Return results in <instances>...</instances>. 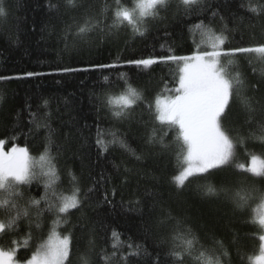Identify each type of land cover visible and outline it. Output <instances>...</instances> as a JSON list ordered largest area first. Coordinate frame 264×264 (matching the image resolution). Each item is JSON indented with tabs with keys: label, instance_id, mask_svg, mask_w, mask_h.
<instances>
[{
	"label": "trees",
	"instance_id": "obj_1",
	"mask_svg": "<svg viewBox=\"0 0 264 264\" xmlns=\"http://www.w3.org/2000/svg\"><path fill=\"white\" fill-rule=\"evenodd\" d=\"M121 2L132 7L135 0ZM251 2L264 6V0ZM206 3L218 11L217 17L207 11L185 15L172 0L151 21L144 37H133L129 29H122L111 36L93 31L86 40H80L75 36L76 26L86 16L99 17L103 24L111 23V10L107 19L100 14L106 4L114 5V0H78L80 7L73 11L65 8V0H3L7 15L0 18V77L9 79H0V139L8 140L6 149L12 145L26 147L38 159L48 130L36 129L30 123V110L40 122L49 113L46 122L52 129V156L59 174L57 192L71 194L69 170L79 178L82 193L94 188L81 208L72 210L67 222L56 228L61 235H72L70 264H82L80 257L84 253L91 264H106L101 253L111 256L114 251L116 255L107 264H123L120 256L129 251V244L141 246L139 257H129L133 264H155L157 257L165 264L170 259L168 236L175 221L159 227L157 221L163 212H170L192 228L198 240L196 250L215 249L218 255L226 250L228 255L220 257L222 264H250L249 257L258 254L261 230L252 222L258 199H251L237 210L223 196L204 197L200 185L211 182L216 187H233L243 183L264 191V179L240 174L235 168V163H247L249 153L264 156V144L249 135L258 134V125L264 121V63L254 54L221 58L233 74H240L244 93L252 98L257 109L252 122L245 123V111L234 102L224 120L233 136L239 131L247 137L246 146L237 148L232 166L192 180L179 190L172 182L179 171L175 134L169 132L165 137L167 149L146 142L154 126L148 104L162 92L165 82L172 86L175 65L154 64L143 69L125 63L148 56L190 55L201 39L193 25L203 20L219 32L220 16L228 27L226 49L264 43V14L256 16L248 12L249 0H206ZM229 59L234 63L228 65ZM108 64L120 66L97 67ZM125 81L143 91L144 100L130 118L117 120L102 101L108 93H119ZM45 100L47 108L43 107ZM98 129L105 135L110 129L118 130L142 158L137 161L115 148L100 152L96 144ZM21 190L24 194L18 201L21 209L29 199L44 195L40 179L30 186H21ZM137 200L139 204L135 203ZM41 206L44 207L43 202ZM29 213L28 217H21L15 230L0 236V248L13 247L14 240L21 242L16 254L21 262L47 239L56 218L53 213H45L37 227L36 209L29 208ZM2 218L4 214L0 211ZM114 230L117 238L112 237ZM26 238L28 243L24 246ZM217 241L222 243V249ZM113 243L117 245L115 249ZM186 264L197 262L186 258Z\"/></svg>",
	"mask_w": 264,
	"mask_h": 264
},
{
	"label": "snow or ice",
	"instance_id": "obj_2",
	"mask_svg": "<svg viewBox=\"0 0 264 264\" xmlns=\"http://www.w3.org/2000/svg\"><path fill=\"white\" fill-rule=\"evenodd\" d=\"M172 0H135L134 6L128 7L121 0H114V5H105L101 16L107 19V12L111 10V23L103 24L99 17L86 16L82 23L76 26L75 36L80 40H86L93 31H98L106 36L118 34L122 29H129L133 37H144L149 31V25L156 19L161 9H167ZM178 10L185 15L192 12H210L213 18L219 15L214 6H209L206 0H175ZM56 7V6H53ZM80 7L78 0H65V8L73 11ZM243 7V5H242ZM247 11L260 16L264 14V6L253 5L249 0ZM7 13L0 0V18L6 17ZM222 27L219 32L215 31L203 20L193 25L201 36L197 42V48L190 55H165L148 56L147 58L126 61V64L136 65L143 69H149L154 64H166L170 67L175 65V72L171 74V84L165 82L163 90L158 93L154 100L148 104L152 114L153 128L147 137V144L159 145L167 149L165 137L169 132L175 134V144L178 147L176 155L179 171L172 177L175 187L183 189L192 180L206 178L214 171L224 170L235 163L238 147H245L247 137L237 131L233 136L224 126V120L231 110L232 104L238 102L246 113L245 123H251L256 107L251 97L244 93V81L240 74H233L232 70L222 61V57H235L237 54H254L255 58L264 63V43L241 46L226 49L228 40L227 24L223 23L224 17L220 16ZM71 30V26L66 30ZM163 47V46H162ZM171 52V49H169ZM234 63L229 59L228 65ZM120 65H99L101 68H115ZM75 69H63L62 71H74ZM28 75H34L29 73ZM122 77L124 74H121ZM0 79H9L0 77ZM107 79V78H106ZM144 100L143 91L125 81V86L119 93L106 94L102 101L112 116L117 120L130 118L135 107ZM48 102H43L47 108ZM49 113H45L44 122L37 121L35 114L30 110V123L36 129L44 127L48 130L43 153L34 159L26 147L12 145L6 149L7 139H0V211L4 218L0 219V236L7 235L15 230L21 217L30 215L29 208L36 209L37 227H40V217L45 213H53L55 219L52 229L45 241L39 244L36 251L24 261L16 259L21 242L13 241V247L0 248V264H70L72 250V235H61L56 228L67 222V217L72 210H79L94 188H88L82 193L79 186V178L69 170L68 176L72 184L70 195L57 192L56 184L59 174L52 156V129L46 122ZM159 126V130L157 128ZM159 133L161 134H158ZM251 138L264 144V121L258 125V134L250 133ZM96 144L102 153L110 149H120L137 161L142 157L131 149L126 139L118 130H108L106 135L98 129ZM247 151V149H245ZM247 163H235V168L240 174H250L253 178L264 179V156L249 153ZM125 171L129 169L125 168ZM40 179L43 182L44 195L40 199L31 198L26 206L21 209L19 200L23 198L21 186L31 185L33 181ZM99 183V181H97ZM204 197L220 198L223 196L237 210L243 209L248 202L256 198L259 204L253 209L252 222L261 230L258 236L260 241L257 255L249 257L250 264H264V191L254 186L243 183L233 187L221 185L216 187L211 182L200 185ZM115 195V189L112 191ZM104 200L108 201V193L104 194ZM44 204V207L41 204ZM136 204L140 202L135 201ZM132 210V209H129ZM175 221L171 233L168 236L170 247L167 252L170 259L165 264H186V258L194 259L197 264H222L221 255L227 256L226 250L219 255L216 250L195 249L198 242L192 228L187 226L180 218L173 217L170 212H163L157 221L161 228L167 227ZM112 237L117 238L118 233L114 230ZM27 238L23 245L27 246ZM221 249L223 245L220 241ZM112 247H117L113 243ZM129 251L120 256L123 264H133L129 257H139L140 245H128ZM104 260L108 261L116 255L115 251L110 255L102 252ZM82 264H91L87 253L80 257ZM155 264H161L159 257Z\"/></svg>",
	"mask_w": 264,
	"mask_h": 264
}]
</instances>
